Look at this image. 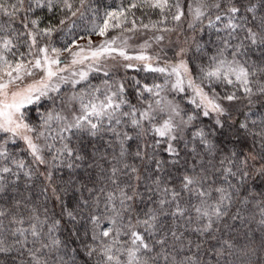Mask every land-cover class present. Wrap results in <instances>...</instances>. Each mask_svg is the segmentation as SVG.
Wrapping results in <instances>:
<instances>
[{
	"label": "trees",
	"instance_id": "1",
	"mask_svg": "<svg viewBox=\"0 0 264 264\" xmlns=\"http://www.w3.org/2000/svg\"><path fill=\"white\" fill-rule=\"evenodd\" d=\"M216 2L221 3L219 9L210 7ZM72 3L73 10L79 9L76 16L61 10V6L57 4L52 11L42 8L20 15L13 27L23 31L19 20L27 15L29 19H39V28H53L50 35L37 37V48L47 46L49 50L52 47L60 49L63 63L71 58L69 53L64 51L66 47L76 51L95 37L109 40L118 36L133 35L136 41L141 42L162 35L165 39L161 41L155 39L158 44L149 52L155 57L153 66L163 67L168 62L177 61L179 57L176 53L183 48L186 50L184 59L189 62L197 83H200L199 68L207 69L212 65L211 58L218 57L219 52L225 49V41L230 45L224 51V57L227 59H232L236 46L243 42L240 50L242 54L238 55L237 59L241 62L247 61L249 65L255 62L257 66H261L264 62V46L253 45L245 39L248 28L258 34V39L264 34L262 27L264 0H207L209 7L205 9V15L200 20H195L188 11V5L192 4L195 7L196 0H181L185 15L179 22L173 21L171 19L172 13L175 12L173 8L165 13L168 19L162 24L157 23L163 19L158 9L147 6L137 7L126 13L129 22L120 28H110L104 36L98 34L99 28L95 26L102 25L106 10L121 7L127 9L130 3L140 4L141 0H84L83 5L80 4V0H72ZM232 6L240 10L236 14L235 22L242 27L237 28L230 37L229 32L232 30H225L224 25L228 22L227 9ZM252 6H255L254 11H247ZM217 15L222 17L221 20H216ZM61 20L65 21L63 25L60 24ZM132 20L136 21L135 30L128 31L127 29L132 28ZM0 22H4L6 26L8 18L0 16ZM153 23H157L155 29L151 27ZM143 24H148L150 27L144 29L141 27ZM190 24L192 27H189ZM164 28L171 31H163ZM19 51L27 52V45L21 42ZM123 65L120 63L105 68L102 66L104 70L101 72L91 71L88 80L82 81L75 89L71 84L61 85L60 94L50 93L55 102L46 101L45 106L38 112L30 107L25 122L38 130L47 131L41 127L42 114L49 109L55 108L69 118L73 111L78 114V105L69 108L62 101L74 91L78 92L89 84L100 86L103 90L102 81L109 79L103 75L104 71L110 73V82L124 83L125 97L137 108L143 109L146 107L144 101L155 98L149 93L144 94L143 100L139 98L136 94V81H140L141 87L144 84L149 86L163 84L165 75L145 72L139 67L125 69ZM68 74L69 72L66 71L63 73L65 76ZM205 90H208L206 85ZM216 90L223 94L225 88L219 86ZM227 90L235 89L228 86ZM171 94H168L169 97ZM237 95L241 97L240 100L225 102L229 114L222 118L227 121L225 127L219 129L214 125L215 114L203 117L199 114L200 110L195 109V106L188 102L187 98L191 96L189 89L186 88L185 93L173 94L172 98L176 97L181 104V115L185 120L188 115H196V119L181 133L183 139L173 142L179 153L178 156L164 150L165 138L147 131L150 127L147 121L143 122V128L137 129L131 126L130 118L127 117L122 118L119 125L114 122L109 125L105 120L101 126L102 131L96 136L79 133L78 136L71 137L66 142L74 149L73 156L64 155L54 160L55 151L49 152L44 149L45 164L33 161L22 140L16 139L15 143L9 140L4 146L10 156L8 159L0 158V167L12 169L10 173H0L4 177V180L0 181V188L3 189L0 191V212L4 213L0 216V237L5 239L6 245H13V250L0 253V261L4 264H14V261L27 259L26 254L21 257L16 251L19 247L15 244L18 236L12 235L16 228H29L32 224H37L41 226L42 232L47 234L48 228L56 220H60V225L53 235L58 236L64 246L58 252L50 254L49 264H60L61 257L68 261V264H73V261L74 264H97L98 257L94 255L89 258L84 250L85 244L93 243L91 240L93 230L98 233L112 227L114 231L119 230L118 239L127 244L130 241V235L127 234L129 224L133 226L132 230L144 235L145 241L152 249L142 256L147 264H190V262L191 264H264V224L260 223L264 219L262 215L264 180L255 179L256 171L264 164V160L257 155L258 138L250 134L259 132L264 127L260 124V121L264 120V97L253 96V103L249 104L243 97L242 90L237 91ZM123 110L127 111L128 108L124 107ZM246 118L249 125L248 132L239 129V122L245 121ZM252 121L257 123L253 125ZM52 127L55 129L56 124L53 123ZM109 127H114L121 136L104 130ZM201 129L206 133L208 140L217 145L214 154H210L200 144L198 138L193 139L192 133ZM124 132H127L132 139L123 142L124 151L121 154ZM4 139L7 137L4 136ZM156 140H161V143L156 145ZM254 140L257 141L255 147H253ZM39 143L43 144V139ZM0 145H3V139H0ZM60 146V142L56 141V147ZM138 150L141 152L140 157L135 155ZM231 152H236L240 158H249V165L244 169L249 172L248 177L243 181L240 180L239 174L235 178L228 177L230 183L235 185L234 189H228V184L224 182L223 168L228 167L227 161L223 166L220 164V160ZM76 155L82 158L76 159ZM252 156H256V159L252 160ZM13 159L22 160L24 168L18 169L12 163ZM156 161H161L159 168ZM69 164L72 167H68ZM125 165H128V168H125ZM113 167L119 169L114 177L111 173ZM132 168L137 170L136 173L131 172ZM233 171L236 169L234 168ZM27 172L31 175H26ZM186 175L196 178L207 177L203 180L202 186L203 190L212 192L207 200L208 204L215 203L219 198V194L214 191L217 187H224L232 193L231 203L223 208L225 215L219 218L212 217V228L209 231H197L208 222L207 218H200L196 212V208L201 207L203 199L196 195V190L201 185L190 186L192 192L184 190L182 184ZM137 176L139 180L136 179ZM121 189L128 195H133V189L138 193L132 201H126L125 206L130 205L128 211L120 205ZM164 189L168 190L167 193ZM173 191L179 193L175 201L172 199ZM109 193H113L116 197L112 203L107 201ZM162 199L165 200L163 205L160 203ZM113 204L120 215H116L113 211ZM177 205L183 210V215L177 213ZM67 210L74 212L75 220L66 215ZM150 213L155 214L157 219L155 228L146 231V226L137 221L147 219ZM92 216L100 218L99 228L93 225ZM113 219L116 221L115 225L110 223ZM20 220H23V224L15 222ZM74 232L77 234L74 235ZM85 232L88 235H85ZM44 239L47 240L46 235ZM111 239V236L104 238L105 242H110ZM31 240L32 237L29 235L28 247H32ZM160 240L164 241L163 245L157 243ZM73 249L76 251L73 252ZM165 256L168 257L167 260ZM121 258L127 259L124 256Z\"/></svg>",
	"mask_w": 264,
	"mask_h": 264
},
{
	"label": "snow or ice",
	"instance_id": "2",
	"mask_svg": "<svg viewBox=\"0 0 264 264\" xmlns=\"http://www.w3.org/2000/svg\"><path fill=\"white\" fill-rule=\"evenodd\" d=\"M27 3V7L25 4ZM59 4L61 10L76 16L79 9L73 10L72 0H0V16L7 17L8 23L5 26L4 22H0V139H3V145H0V158L8 159L10 153L4 146L11 140L15 143L16 139L23 140L26 144V150L33 157L34 162L39 164H45L44 149L49 152L55 151L56 155L53 159L56 160L61 156H73L75 154L74 149L69 147L71 137L78 136L79 133H87L90 136H96L102 131V125L105 120L111 125L113 122L117 125L121 124L122 118H130L129 122L133 128H143V122L147 121L150 125L147 131L154 133L160 138H165V151L178 156L177 149L173 146V142L182 140L181 133L184 128L187 127L193 120L196 119V115H188L187 120L181 115V109L178 104H174L171 101H165L161 97L160 93L165 87L170 86V90L177 93H185L186 88L191 90V96H189L188 102L195 106V109L200 110L199 114L203 117H210L215 114L214 125L223 129L226 120L223 117L228 116V108L225 107V102L232 103L241 99L237 95V91L242 90L243 97L248 100L249 104L253 103L252 97L257 98L264 97V62L261 66H257L255 62L251 65L247 61L241 62L237 59L238 55H241V48L243 42L236 46L235 51L232 53V59L229 60L224 57V51L230 47L225 41V49L219 52V56L212 57V65L205 69L200 67L198 70V78L200 83L196 82V77L193 75V70L189 66V62L184 59L186 50L181 48L176 56L179 59L166 66H153L151 61L153 57L144 54L143 52L137 55H129L124 47H112L115 44L113 38L107 42V46L101 47L98 50L92 52L91 59L95 62H99V58L104 55L111 56L113 53H117L120 57H123L125 61H140L141 65L137 66L132 63H125L123 67L125 69H132L139 67L140 70L145 72L160 73L165 75L163 84H152L151 86L144 84L140 86V81H136V94L143 100L144 94L149 93L155 99L144 101L146 107L143 109L137 108L126 97V86L119 81H111V76L108 71H104L103 75L109 77L102 81L103 90L100 86L88 85L86 88H82L80 91H74L70 96L63 100V103L69 108L74 105H78V114L76 111L72 112L71 118L62 115L60 111L55 108L49 109L45 114H42L43 127L47 131L38 130L36 127L31 126L25 122L26 114L31 107L34 111H39L40 108L45 106L46 101H52L54 98L50 96V93H61V85L71 84L75 89L77 85H80L82 81L88 80L89 72H101V68L93 67L89 64L88 71L72 72L71 76L62 75L67 71L66 67H60L63 63L61 60V50L52 47L50 50L47 46L37 48V37L48 36L54 30L53 28H39V19H29L27 15H24V19L19 20L23 31L13 27L17 22L18 17L22 14L32 13L35 9L47 8L48 11H52L54 7ZM80 4H84V0H80ZM34 5V7H33ZM147 6L151 9H158L163 17L162 20L157 23L162 24L168 19L165 14L171 9H175L172 13L171 19L179 22L185 15L184 9L181 7V0H141L140 4L130 3L128 8L123 7L119 9L106 10L103 16L102 25L95 27L99 28L98 34L104 36L110 28H120L125 23L129 22V16L126 14L133 8ZM209 7L207 0H196L195 7L192 4L188 5V11L193 15L195 20H200L205 15V9ZM210 7L219 9L221 7L220 2L211 4ZM255 6L249 7L247 11L253 12ZM239 8L232 6L227 9L228 22L224 25V29H231L229 36L237 29L242 27L241 24L236 23V14L239 13ZM83 15V13H81ZM221 16L217 15L216 20H221ZM64 20L60 21L63 25ZM157 23L151 24V27L155 29ZM211 23V22H210ZM132 28L128 31H134L136 21H131ZM31 25V27H29ZM144 29L150 27L148 24L141 25ZM189 27H192L190 24ZM264 27V22H262ZM163 31H171V29L164 28ZM258 34L251 28L247 29L246 40H249L251 44H259L264 46V34L257 38ZM157 41L164 39L162 35L156 36ZM21 42L27 45V52H20L19 47ZM126 43V41L124 42ZM147 42L141 46V48L149 47ZM35 50V51H34ZM49 51L54 55H50ZM65 52H68L72 57L71 65L83 64L84 60L88 57H81L79 52L72 51L66 47ZM12 57L11 59L9 57ZM28 57H31L29 59ZM158 59V58H157ZM70 67V66H69ZM37 73H40L38 79H32V82L26 83V80L33 78ZM259 74V76H258ZM78 77V78H76ZM174 77V79H173ZM207 86V91L205 90ZM224 86L225 91L223 94L216 90L217 87ZM228 86H232L233 91H228ZM127 107L128 110L124 111L123 108ZM177 118L179 120L177 121ZM53 123L56 124V128L53 129ZM236 123V122H233ZM257 121H252L255 125ZM261 125H264V120L260 121ZM239 129L245 132L249 131V125L247 118L245 121L239 122ZM115 133L117 136H121V133H117L114 127L104 129ZM31 134H35L34 136ZM70 134V135H65ZM253 137L258 138L259 151L257 155L261 160H264V127L259 132L250 133ZM193 139L198 138L201 145H203L210 154H214L217 150V145L208 140L206 133L201 129L192 133ZM121 141V154H123V142L132 139L127 132L122 134ZM43 139V144L39 143ZM51 141V142H49ZM56 141H59L61 146L56 147ZM156 145L161 143V140L155 141ZM257 141L254 140L253 147H255ZM195 151V149H193ZM135 155L141 156V152L138 150ZM243 153H241V156ZM79 155H76V159H81ZM252 160L256 159V156L251 157ZM225 161L228 163V167L223 168L224 182L228 184V189H234L235 185H232L228 180V177H237L239 174L240 180H244L249 176L248 171H244L249 165V158H240L236 152H231L224 156L220 160V164L223 166ZM12 163L16 165L18 169L24 168V162L12 160ZM161 161H156L157 168H159ZM68 167H72L71 164ZM128 168V165L124 166ZM236 171H233V169ZM119 171L116 167L111 169L112 176L114 177ZM136 169L132 168L131 172L136 173ZM12 169L10 167H0V173H10ZM31 175L30 172L25 173ZM50 179V176H49ZM139 180V177H136ZM207 177L196 178L192 176H184L182 188L189 192L193 189L192 185L200 184L201 187L196 190V195L203 198L201 200V207L196 208V212L200 218H207V223L202 229L197 231L206 232L212 228V217L219 218L225 215L223 208L226 204H230L232 201V193L224 188L217 187L214 191L219 194V198L213 204H208L207 200L211 197V191L203 190V180ZM255 179L264 180V164L261 165L256 171ZM4 177L0 175V181H3ZM115 183V181H113ZM3 189L0 188V191ZM167 193V189H164ZM121 199L120 205L125 210H130V205H126V201H132L138 194L133 189V195H128L123 189L120 190ZM179 193L172 192V199L175 201ZM116 197L113 193L107 195V201L112 203ZM85 203H87L85 201ZM161 205L165 203V200L160 201ZM113 211L116 212L115 205L113 204ZM177 213L183 215V210L177 205ZM176 213H174L175 215ZM4 213L0 212V216ZM66 215L75 220L76 217L72 210H67ZM116 215H120L116 212ZM264 215V210H262ZM39 219L38 217L36 218ZM155 214H148V218L143 221H137V223H143L146 226V231L155 228L156 221ZM235 219V217H234ZM91 221L96 228L100 226V218L96 216L91 217ZM18 224H23V220L15 221ZM112 225H115L116 221L113 219L110 221ZM264 224V219L260 221ZM60 225V220H56L51 227L48 228L47 234L42 232L41 226L32 224L29 228L18 227L12 233L13 236H18L15 244L19 247L16 249L20 253L21 257L25 254L27 259H21L19 262L14 261V264H49L48 257L54 252H58L64 245L58 236L53 235V232L57 230ZM132 225L128 226V235H130V241L122 243L118 237L120 236L119 230H115L112 227L103 229L98 233L93 230L91 235L92 244H85L84 250L87 257L91 258L94 255L98 257L97 264H147V261L142 259V256L147 252H151L149 244L145 241L144 235L140 232L132 230ZM76 235L77 233H73ZM29 235L32 237V247H28ZM45 235L47 240L44 239ZM85 235H88L85 232ZM112 237L110 242H105L104 238ZM157 243L163 245L164 241L160 240ZM227 244V242H225ZM38 245V246H37ZM231 247V245H229ZM13 245H6L4 238L0 237V253L11 252ZM73 252L76 250L73 249ZM122 256L127 257L126 260H122ZM168 259L167 256L164 257ZM0 264H4L0 261ZM60 264H68L63 257L60 258ZM74 264V261H73ZM191 264V262H190Z\"/></svg>",
	"mask_w": 264,
	"mask_h": 264
},
{
	"label": "rangeland",
	"instance_id": "3",
	"mask_svg": "<svg viewBox=\"0 0 264 264\" xmlns=\"http://www.w3.org/2000/svg\"><path fill=\"white\" fill-rule=\"evenodd\" d=\"M115 44L111 45L112 47H124L125 48V51L129 54V55H137L141 52H143L144 54L148 55V56H151V54L149 53L151 50L155 49L156 48V45L158 44L157 41H155V39H152V38H149L147 40H144V41H141V42H138L135 40V38L133 37V35H129V36H118V37H115ZM165 39V38H164ZM92 40V41H90ZM88 41V44H86V46H83L81 48H78L75 52H79L80 53V56L81 57H88L89 59H86L84 60V63L83 64H76V65H71V60H72V57L69 59V61L65 62V63H62L60 65V67H66L67 68V71L66 72H69V74L67 76H71V73L72 72H79L81 70L83 71H88L89 70V64H92L93 67H99L101 68L102 70H104L103 68L105 67H109V66H112V65H115V64H120L122 63L125 64V63H132L134 65H137L139 63H142L140 61H125L123 59V57H120L117 53H113L111 56L109 55H104V56H101L99 58V62H95L91 59V54L92 52L98 50L99 48L101 47H104V46H107V42L109 40H103V39H99V38H92ZM126 41V43H124ZM145 42L148 43V45H150L149 47H146V48H141L142 45L145 44ZM89 45V46H88ZM49 54L50 55H54L53 53H51V51H49ZM153 57V56H151ZM155 61V57H153V60L151 61V63H153ZM176 61H171V62H168L166 64H171V63H174ZM104 64V65H102ZM165 64V66H166ZM70 66V67H69ZM103 66V68H102ZM90 73V72H89ZM39 75L40 73H37L33 78H29L26 80V83H30L32 82V79H38L39 78ZM63 75V73H62ZM78 78V77H76ZM174 79V77H173ZM166 89L163 90V92L161 93V97L164 98V100L167 102V101H171L173 102L174 104H178L180 109H182L181 107V104L180 102H178L177 98H172L173 94L176 93V95H178L177 92H173L170 90V86L169 87H165ZM190 90V89H189ZM191 91V90H190ZM173 93V94H171ZM171 94V97H169V95ZM178 121V120H177ZM33 135V134H31ZM23 141V140H22ZM24 142V141H23ZM25 143V142H24Z\"/></svg>",
	"mask_w": 264,
	"mask_h": 264
}]
</instances>
